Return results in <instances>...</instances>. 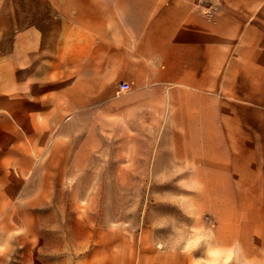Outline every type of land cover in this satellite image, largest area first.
Here are the masks:
<instances>
[{"label": "crops", "instance_id": "obj_1", "mask_svg": "<svg viewBox=\"0 0 264 264\" xmlns=\"http://www.w3.org/2000/svg\"><path fill=\"white\" fill-rule=\"evenodd\" d=\"M19 1L28 10L14 7L12 24L7 16L0 25V49L11 50L0 57V96L13 95L11 104L0 102L2 215L48 207L70 177L77 187L81 178H108L92 187L104 193L114 190L111 178H177L164 191L184 194L183 209L201 208L203 200L215 209L232 198L193 178L224 175L213 167V146L228 143L226 129L243 123L223 121V106L245 82L264 79V0ZM71 78L77 83L70 88ZM122 83L130 90L121 95ZM121 96L127 103L109 115L128 129L126 157L96 156L88 147L91 154L70 156L68 114L76 112L77 127L84 126L89 105L104 118ZM89 216L78 218L92 229L79 234L86 246L72 264L207 259L205 249L184 250L187 238L169 245L156 225H118L104 210Z\"/></svg>", "mask_w": 264, "mask_h": 264}, {"label": "rangeland", "instance_id": "obj_2", "mask_svg": "<svg viewBox=\"0 0 264 264\" xmlns=\"http://www.w3.org/2000/svg\"><path fill=\"white\" fill-rule=\"evenodd\" d=\"M14 7L28 10V1L0 0V25L6 24L7 16L12 24ZM4 51L11 54V50L0 49V57ZM3 72L0 63V75ZM76 83L71 78L69 87ZM243 86L235 91L238 97L228 99L229 104L223 106L222 114L223 121H239L243 126H230L226 129L229 142L213 146V167L220 166L224 175L193 178L196 183L222 186L224 192L232 197L219 203V208L204 207L207 204L204 200L198 203L203 204L201 208L185 210L179 207V200L183 204V198H186L184 194L164 191L176 188L177 178H111L114 190L104 193L92 192V187L108 178H81L78 183L82 186L77 187V178L70 177L63 191L53 193L48 207L5 209L4 215L0 209V264H72L70 257L86 246V242L78 240L79 234L92 229L91 224L80 226L78 218L90 215L92 221L98 210H104V216L115 219L118 225H132L134 228L156 225L169 245H176L175 241L181 236L185 237L181 244L185 243L193 228L210 230L215 234L214 244L230 247L236 253L232 264H264V79L248 81ZM128 90L120 91L121 95ZM9 91L10 94L4 98L0 96L1 104H11L13 95ZM243 92L246 95L242 97L240 94ZM0 93L3 95L4 91ZM116 103L110 105L113 106L112 111L104 118L100 110L93 113L89 105V110L82 114L86 123L81 127L76 123L78 114H68L65 132L70 156L91 154L86 149L88 147L97 149L94 152L96 156L126 157L125 146L130 142L128 129L124 127L123 120L117 125L113 121L116 120L114 115L109 114L127 101L121 96ZM54 136H60V129ZM217 147H222L225 153L221 157L223 160L215 157L220 156L215 152ZM14 195L28 197L32 192L6 194V200ZM204 249L201 246L197 250Z\"/></svg>", "mask_w": 264, "mask_h": 264}, {"label": "clouds", "instance_id": "obj_3", "mask_svg": "<svg viewBox=\"0 0 264 264\" xmlns=\"http://www.w3.org/2000/svg\"><path fill=\"white\" fill-rule=\"evenodd\" d=\"M185 237L181 236L175 241L176 244L181 243ZM215 234L203 229H192V235L187 238L185 251L197 250L203 246L205 248L206 260L203 264H232L236 253L232 248H225L214 244Z\"/></svg>", "mask_w": 264, "mask_h": 264}, {"label": "built area", "instance_id": "obj_4", "mask_svg": "<svg viewBox=\"0 0 264 264\" xmlns=\"http://www.w3.org/2000/svg\"><path fill=\"white\" fill-rule=\"evenodd\" d=\"M129 88H130L129 84L122 83L120 85V91H125V90H128Z\"/></svg>", "mask_w": 264, "mask_h": 264}]
</instances>
